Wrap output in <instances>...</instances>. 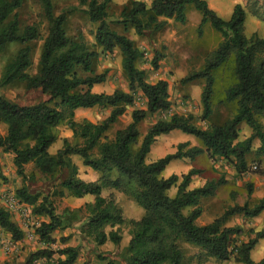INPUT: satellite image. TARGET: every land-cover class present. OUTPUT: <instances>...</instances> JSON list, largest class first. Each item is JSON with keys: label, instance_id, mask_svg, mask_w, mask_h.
Segmentation results:
<instances>
[{"label": "trees", "instance_id": "obj_1", "mask_svg": "<svg viewBox=\"0 0 264 264\" xmlns=\"http://www.w3.org/2000/svg\"><path fill=\"white\" fill-rule=\"evenodd\" d=\"M78 1L79 6L87 8L85 14L89 20L100 24L95 44L101 53L120 50L128 92L93 91L95 86L107 81L110 70L96 71L99 52L92 50L82 33H69L68 14H56L53 0H38L41 20L32 23L21 16L24 0H0V59L5 57L0 88L40 90L47 97L34 105H20L0 94V126H8L7 134L0 136V149L14 156L16 173L23 182L29 176L26 167L32 164L41 175L61 182V190L54 196L64 197L63 190H66L73 198L94 197L84 207L67 209L60 215L48 194L31 193L26 185L16 191V196L31 208L33 215L46 219L36 228L35 236L47 248L31 254L28 264L37 260L52 264L56 254L61 258L55 264H76L80 255L78 247L64 246L58 251L50 248L57 243L56 232L75 226L87 241L115 247L117 256L125 264H185L183 243L202 251L197 264H205L209 259L229 261L232 258L240 264H264V257L259 262L252 259V252L264 240V230H251L255 237L243 242L234 238L243 235L242 228L226 226L235 215L260 216L264 212V196L253 207L248 203L231 207L221 217L201 226L197 221L203 214L202 201L212 198L226 181L221 178L216 183L191 188L193 177L201 171L191 169L181 177L163 176L171 162L194 161L204 153L212 159L227 161L239 175L248 171L251 155L264 157V34L248 31L246 7L235 5L230 17L225 18L208 0H154L151 4L128 0L118 21L122 31H118L107 22L111 0ZM189 7L202 14L200 35L209 23L223 38L214 51L204 56L203 68L190 72L183 80L185 84L199 79L205 81L200 121L208 126L197 125L199 118L192 114H176L169 120L153 121L143 135L140 128L143 122L171 108L169 84L165 80L155 83L146 80V71L138 65L143 53L128 32L133 29L137 36L143 37L149 32L164 30L168 20L184 24ZM40 42L38 70L32 75L29 72L33 66L32 53L34 45ZM162 59L163 54L155 50L154 70L159 69ZM226 66L231 69L232 81L225 91V99L229 104L235 103L237 110L233 117L222 119L215 117L212 99L215 72ZM138 91L146 107L135 108L130 123L109 138L110 130L121 122L128 108L136 106ZM96 107L110 109L109 116L99 123L76 119L77 110ZM243 125L252 130L251 136L243 132ZM63 126L72 131L73 139H62V147L52 154L50 149L59 140L57 131ZM175 130L199 139L203 148L181 144L176 153L148 163L147 157L157 139ZM256 139L258 144L254 145ZM75 159L98 172L100 178L97 181L80 178ZM172 189H177L174 197L169 194ZM104 190L132 199L144 210L143 217L138 221L127 220L114 194L105 198ZM252 193L253 186L249 184V198ZM187 208L193 209L189 215L184 214ZM126 226L130 228L129 241L124 239ZM0 227L13 241L24 240L25 232L3 207H0ZM70 240L71 236L60 238L62 245ZM107 264L116 263L110 260Z\"/></svg>", "mask_w": 264, "mask_h": 264}, {"label": "rangeland", "instance_id": "obj_2", "mask_svg": "<svg viewBox=\"0 0 264 264\" xmlns=\"http://www.w3.org/2000/svg\"><path fill=\"white\" fill-rule=\"evenodd\" d=\"M56 7V14L67 12L68 14V30L71 35L82 33L92 50L99 52L100 56L96 65V71L102 73L106 69L110 70L108 79L104 84L97 85L93 91L97 93L111 94L115 90L120 89L128 92L127 78L122 69V56L120 50L116 49L112 54H103L101 49L96 46L95 33L99 27V23H92L85 14L86 7L79 6L78 0H53ZM151 4L154 0H142ZM211 7L222 17H230L235 5H244L249 12L248 31L250 33L258 32L264 34V0H208ZM128 0H111L109 16L107 22L112 25L115 30L122 31L118 25L121 18V12ZM21 16L24 21L32 23L39 22L40 6L38 0H24ZM202 14L193 7L187 10V21L182 24L174 20H168L167 26L161 32L147 33L146 36L139 37L133 29H130L128 36L135 42L138 49L143 53V58L138 63L139 68L147 73L146 80L149 83H155L158 80H165L169 84V93L171 108L164 113L157 114L150 117L140 126L141 132L144 135L148 126L156 120H169L173 115H194L198 119L197 125L202 128H207L206 122L200 121L202 115L201 97L205 81L202 79L195 80L189 83H183L186 76L192 71H198L203 68L204 56L214 51L222 41L221 33L217 32L209 23L203 27V32L199 34V26L201 23ZM42 42L34 45L33 66L29 70L30 74H36L38 70V62L41 52ZM155 50L163 54L164 59L159 63V69L154 70L152 60L154 58ZM5 66V57L0 59V74ZM215 92L212 99L215 117L228 119L236 114L237 106L235 103L229 104L226 102L225 91L230 86L232 81V72L229 66L223 67L215 72ZM0 94L7 99L14 101L20 105H34L47 100L40 90L27 91L22 87L0 88ZM136 106L130 107L127 110L126 116L122 117L121 122L112 128L109 132V138L114 137L116 131L123 128L131 121V113L135 108H145L146 102L142 93L138 91L135 93ZM110 114V109L93 108L87 110H80L77 112L76 119L81 121L87 119L93 123H99L106 119ZM243 132L247 136L252 135V130L243 125ZM68 129L64 126L59 128L57 133L59 135L58 144L51 147L50 152L56 154V151L62 147V139L68 136ZM189 144L191 147L203 146L202 142L191 135H187L181 131H173L167 135L159 137L154 144L151 153L147 157V162L152 163L168 154H174L178 151L181 144ZM258 144V140L254 141V145ZM204 150H206L204 148ZM248 171L239 175L234 168L225 160L212 159L207 153L197 157L194 161L184 159L181 161L172 162L165 172L164 177L171 175H178L181 177L187 174L191 169L201 171V173L193 177L191 188L203 186L210 182H218L221 178L226 181L224 185L218 188L212 198L203 200L201 207L203 210L202 216L197 223L199 225H206L221 217L224 212L234 206H243L248 203L251 207L256 205L264 196V157L257 158L256 155L249 157ZM8 159L6 157L5 165L7 167ZM77 162V160H76ZM28 179L23 182L21 179V186L26 185L33 193H41L51 196L55 203L58 214L62 215L65 210L73 208L67 204V198L54 196L55 192L61 190L60 181L53 182L49 177L41 175L35 171L33 165L27 167ZM31 176H33L32 179ZM81 178V177H80ZM181 183V179L179 184ZM252 184L253 193L248 197V185ZM177 189L170 191V196L176 195ZM91 201L93 196L89 197ZM78 200V199H76ZM123 197L120 199V204L128 206L130 200ZM66 201V203H65ZM135 208L144 214V210L131 200ZM73 204V202H68ZM1 207L4 208L2 202ZM75 209H79L76 207ZM193 209L187 208L184 210L185 215H189ZM132 213V211H130ZM129 212V213H130ZM127 209L124 210V214ZM18 214L19 224L25 230V237L17 249L10 250V247L3 250L4 245H7V239L0 237V264H28L31 254L39 251L37 250L39 243H42L37 238L28 237L29 233H35L36 228L40 225L41 218L32 214L31 208L21 210ZM128 216V215H127ZM130 217H136L132 215ZM78 224V223H77ZM227 227H239L243 229V235L234 237L239 241L247 242L254 238L255 234L251 233L264 230V219L261 216L255 218H246L243 215L233 216L226 225ZM78 230L75 226L71 231ZM129 227L124 229V239L128 241L130 238ZM61 233L54 235L57 240L56 244L50 246L51 249L58 251L65 245L60 242ZM71 241L75 247L80 249L79 259L76 264H107L108 261L114 260L116 264H125L117 256L118 250L110 245L97 246L87 239L82 238L80 234L71 233ZM6 240V241H5ZM42 249L47 248V245L42 243ZM182 248L185 252V264H197L199 256L202 251L194 246L183 243ZM105 258V260L100 259ZM264 257V240L260 241L252 252V259L259 262ZM61 258L58 254L53 257L52 264ZM205 264H240L235 262L232 258L229 261H218L209 259Z\"/></svg>", "mask_w": 264, "mask_h": 264}, {"label": "crops", "instance_id": "obj_3", "mask_svg": "<svg viewBox=\"0 0 264 264\" xmlns=\"http://www.w3.org/2000/svg\"><path fill=\"white\" fill-rule=\"evenodd\" d=\"M80 110H84V109H79L76 111V116H77V112L80 111ZM126 116V114H125ZM124 117V116H123ZM122 119V118H121ZM121 129V128H120ZM7 131H8V126L6 124H2L0 126V136H5L7 134ZM175 131H178V130H175ZM67 132L69 133L68 136H66L65 138L68 139L69 141H72L73 139V133L71 130H67ZM188 135V134H187ZM64 139V138H63ZM197 139V138H195ZM199 140V139H198ZM200 141V140H199ZM55 144H58V141L57 143ZM54 144V145H55ZM53 145V146H54ZM153 148V147H152ZM200 148H203V146H200ZM60 149V148H59ZM58 149V150H59ZM51 150V149H50ZM57 150V151H58ZM56 151V153H57ZM152 151V150H151ZM6 157L8 159V163L7 164V167L5 165V160H6ZM77 160V162H76ZM174 162V161H173ZM75 163L78 165L79 167V176L86 180V181H97L99 178H100V174L88 167H85L82 162L78 159H75ZM172 163V162H171ZM29 165H32V164H29ZM27 165V167L29 166ZM27 167H26V171H27ZM34 167V166H33ZM167 169V168H166ZM36 171V170H35ZM165 172V171H164ZM167 178V177H165ZM21 178L17 175L16 173V168H15V165H14V156L10 153H5L3 152L2 149H0V205L3 201H5V199L7 197H10V196H15L17 199H19L17 196H16V191L18 189H20L22 186H21ZM197 188V187H196ZM64 193H65V198H67V204L70 205V207H72L73 209L72 210H75L76 207H79V208H82L85 206V204L87 203H90L92 202L91 200H89L90 196L91 195H87L81 199H78L76 200L77 198H73L71 196H69L68 192L66 190H63ZM33 193V192H31ZM114 194V200L115 202L123 209V211L125 209H127V213L124 214V217L127 219V220H140L142 217H141V213L138 211L137 208H135L134 204L131 202L132 199H129L127 198L125 195L121 194V193H118V192H115L113 190H104L102 192V195L103 197L105 198H110L111 195ZM123 197H125L126 199H129L130 200V203L129 205L126 207V206H123L122 204H120V199H123ZM128 200V201H129ZM133 201V200H132ZM68 202H73V204H70ZM134 202V201H133ZM66 203V201H65ZM1 207V206H0ZM30 209V207H29ZM132 211V213L130 212ZM130 212V213H129ZM10 215L13 219L14 222H16L20 228L25 232V230L21 227V225L18 223L19 221V218H18V214L15 213V212H10ZM128 215V216H127ZM132 215H135L136 217H130ZM144 215V214H143ZM262 219H264V212L260 215ZM199 220V219H198ZM41 221H46L45 218H41ZM211 223V222H210ZM198 224V223H197ZM202 226V225H201ZM60 232V231H58ZM56 232V233H58ZM55 233V234H56ZM61 233V236L60 237H69L71 236V233H77L79 234L78 230H65L63 232H60ZM54 234V235H55ZM26 235V234H25ZM3 237L5 239H7L8 241L7 242V245L3 247V250L5 251L6 248L10 247V250H14V249H17V246H19L21 243L20 242H15L12 240V236L5 232L1 227H0V237ZM72 238V237H71ZM129 238H131V236H129ZM130 240V239H129ZM128 240V241H129ZM4 242L1 241L0 242V245H2ZM65 246H70V247H75L73 244H72V241L70 240V242L65 245ZM42 243H39L38 245V248L37 250H40L42 249ZM45 263V260H37V261H34L33 264H43Z\"/></svg>", "mask_w": 264, "mask_h": 264}, {"label": "built area", "instance_id": "obj_4", "mask_svg": "<svg viewBox=\"0 0 264 264\" xmlns=\"http://www.w3.org/2000/svg\"><path fill=\"white\" fill-rule=\"evenodd\" d=\"M4 208L9 212L19 213L21 210H25L28 208L27 205L23 204L20 199H17L15 196H10L3 201ZM28 237L36 238L35 233H29Z\"/></svg>", "mask_w": 264, "mask_h": 264}]
</instances>
